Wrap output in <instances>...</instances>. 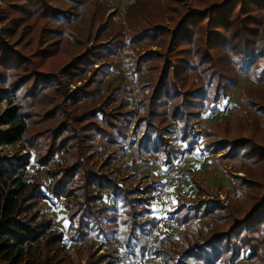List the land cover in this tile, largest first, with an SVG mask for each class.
Instances as JSON below:
<instances>
[{
  "label": "trees",
  "instance_id": "16d2710c",
  "mask_svg": "<svg viewBox=\"0 0 264 264\" xmlns=\"http://www.w3.org/2000/svg\"><path fill=\"white\" fill-rule=\"evenodd\" d=\"M182 2L131 0L126 30L105 18L108 7L97 0H0V103L7 104L0 121L8 126L0 146L22 143L50 176L46 189L19 175L28 159L0 157V264H102L115 251L96 254L97 241L110 236L138 257L148 247L159 264H236L240 258L264 264V142L251 136L247 120H237L238 105L223 134L211 124L198 134L192 124L227 98L235 70L246 73L260 63L264 79V0H190V8ZM141 41H157L159 49L132 59L136 71L144 64L149 75L136 87L141 135L137 144L129 141L135 153L153 152L168 164L201 140L205 153L235 159L227 175L241 186L237 196L223 188L229 202L196 204L180 201L179 189L170 212L178 223L177 247L164 236L149 241L158 217L137 196L154 187L128 188L133 173L118 181L106 173L109 161L87 166L99 138L115 146L111 159L119 156L135 109H125L119 100L125 89L105 76L121 51ZM258 98L244 101L264 113L260 90ZM153 114L158 121L144 119ZM106 196L111 203L100 204ZM52 197L62 200L69 237L53 217H42L39 204ZM206 216L212 221L201 229L196 219ZM118 258L111 264H130Z\"/></svg>",
  "mask_w": 264,
  "mask_h": 264
},
{
  "label": "rangeland",
  "instance_id": "374dc122",
  "mask_svg": "<svg viewBox=\"0 0 264 264\" xmlns=\"http://www.w3.org/2000/svg\"><path fill=\"white\" fill-rule=\"evenodd\" d=\"M131 0H97L108 7L105 14V18L110 17L114 21L115 26H124L126 29V22L124 16L126 13V7ZM187 8H190V0H184L182 2ZM198 9V8H197ZM127 30V29H126ZM12 45H16L20 40V37L11 39ZM89 46H93L92 42L87 43ZM157 41H141L140 43L130 44L126 48V52H120L117 56V61L114 62L109 73L105 76V79L112 80L115 85L122 87L119 95V100L123 101L125 109H135L134 115L130 127L126 131L125 138L119 144V156L115 159H111L114 154L115 146L107 143L102 138H99L92 150L87 153L88 163L87 166H101L105 161H109L106 173L112 175L118 181H121L126 173H133L132 181L128 188L138 186L140 188H153L149 192H140L137 198L141 202L142 206L149 205L153 210V215L158 217L161 214L171 217V211L175 205L182 201L184 203L196 204L200 199H221L225 202H229V195L237 196L241 186L233 182V180L227 175V172L234 170L237 165L235 159H228L223 153L207 154L203 151L201 140L193 147L191 152L183 151L177 159H169V163L166 164L158 154L150 152L144 156L139 157L129 141L134 144L139 141L141 135V122L139 118L138 104L136 101V87L137 83L146 81L149 78L147 71L141 65L140 70H135V63L139 55L147 51H157L159 46ZM147 45L144 50H141V46ZM140 54L135 56V53ZM125 56L128 57L124 60ZM130 63V64H129ZM129 64V65H127ZM231 66V65H230ZM232 67V66H231ZM260 63L253 66V69L246 73H241L240 70H235L236 76L235 84L231 86L229 94L223 101L217 102L211 106L210 109L202 112L201 116L196 119L192 124L196 125V133L201 134L202 128L206 125H214L218 128V131L223 134L227 128V124L230 119V115L235 105H238L241 110L238 112L237 120L243 122L247 120L250 124L251 136L260 142H264V113L260 112L259 107H252L245 103L244 99L256 100L259 103L261 98H258L259 90L264 97V79H259ZM73 85H68V97L72 98L71 90ZM187 88V86H186ZM7 107L5 101L0 103L1 110ZM66 110L70 107L66 103ZM154 111V110H153ZM152 117L145 116L146 121H158V115ZM163 119V118H162ZM167 120H160V127L164 128L167 125ZM191 124V125H192ZM244 124V123H243ZM7 125L0 121V131L7 129ZM241 127L238 128L240 130ZM172 145V142H169ZM184 149V145L181 144ZM30 150L25 148L22 143L15 145H1L0 157L4 160H8L12 157H22L23 160H29V164L25 167L23 173H20L24 179H33L35 181L45 183L47 189L50 176L46 172V167L39 165L35 162L34 158H30ZM60 155V154H58ZM52 161V160H51ZM179 161L182 171L186 174V182L184 184V191H181V200L179 201L176 194L178 188L176 183H166L167 168L170 167L173 162ZM247 166L243 164V167ZM49 168V167H47ZM52 169V167H51ZM235 175L245 177L243 172H232ZM122 183V182H121ZM227 189V193L222 190ZM103 193L108 195V190H103ZM151 195L154 196L150 201ZM102 205H109L111 203L110 197H104L99 201ZM45 209V213L42 216L44 219L47 217H53V225L64 230L67 237H69L68 227L70 221L67 218L66 210L62 205L60 198H50L39 204ZM113 213L112 215H114ZM201 229L207 226L211 221L210 216L196 219ZM67 225V226H66ZM105 227H110L108 222H105ZM72 229L75 227H71ZM162 236L165 239H171L173 247H177L178 226H165L161 227L157 225L155 231L150 233V242L157 243L162 240ZM149 242V243H150ZM164 242V240H163ZM165 243V242H164ZM68 245H72L70 242ZM96 254L110 253V258L102 264H111L115 257H119L120 263L130 264H159V260L154 255L148 253V247L145 249L142 256L138 257L135 254H131L125 247L122 246L117 236H110L108 240L97 241ZM151 246H149L150 248ZM168 249V247H166ZM84 263V261H82ZM236 264H249L246 259L240 258Z\"/></svg>",
  "mask_w": 264,
  "mask_h": 264
},
{
  "label": "built area",
  "instance_id": "2783aa9c",
  "mask_svg": "<svg viewBox=\"0 0 264 264\" xmlns=\"http://www.w3.org/2000/svg\"><path fill=\"white\" fill-rule=\"evenodd\" d=\"M167 169V175H166V183H176L178 188H180L181 191H184V184L186 182V174L181 169V164L179 161L173 162L171 165H169ZM158 225L161 227L165 226H178L177 221L171 216H166L165 214H161L158 216Z\"/></svg>",
  "mask_w": 264,
  "mask_h": 264
},
{
  "label": "snow or ice",
  "instance_id": "6c2138e0",
  "mask_svg": "<svg viewBox=\"0 0 264 264\" xmlns=\"http://www.w3.org/2000/svg\"><path fill=\"white\" fill-rule=\"evenodd\" d=\"M67 226V225H66Z\"/></svg>",
  "mask_w": 264,
  "mask_h": 264
}]
</instances>
